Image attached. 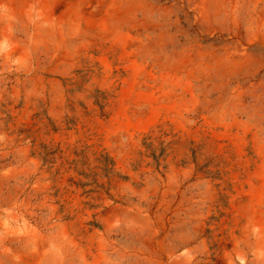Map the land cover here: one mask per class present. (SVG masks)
<instances>
[{"label":"rangeland","instance_id":"374dc122","mask_svg":"<svg viewBox=\"0 0 264 264\" xmlns=\"http://www.w3.org/2000/svg\"><path fill=\"white\" fill-rule=\"evenodd\" d=\"M0 264H264V0H0Z\"/></svg>","mask_w":264,"mask_h":264}]
</instances>
